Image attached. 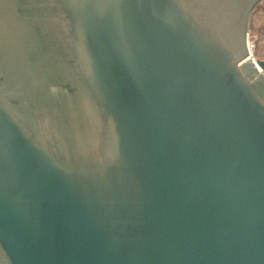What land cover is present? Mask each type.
Returning <instances> with one entry per match:
<instances>
[{
	"label": "water",
	"instance_id": "1",
	"mask_svg": "<svg viewBox=\"0 0 264 264\" xmlns=\"http://www.w3.org/2000/svg\"><path fill=\"white\" fill-rule=\"evenodd\" d=\"M263 0H0V264H264Z\"/></svg>",
	"mask_w": 264,
	"mask_h": 264
},
{
	"label": "rangeland",
	"instance_id": "2",
	"mask_svg": "<svg viewBox=\"0 0 264 264\" xmlns=\"http://www.w3.org/2000/svg\"><path fill=\"white\" fill-rule=\"evenodd\" d=\"M255 45V58L264 60V0L254 10L249 25V44Z\"/></svg>",
	"mask_w": 264,
	"mask_h": 264
},
{
	"label": "built area",
	"instance_id": "3",
	"mask_svg": "<svg viewBox=\"0 0 264 264\" xmlns=\"http://www.w3.org/2000/svg\"><path fill=\"white\" fill-rule=\"evenodd\" d=\"M248 48H249V52H250V57L252 58V59H254L255 58V45L251 42V45L249 44V42H248Z\"/></svg>",
	"mask_w": 264,
	"mask_h": 264
},
{
	"label": "bare ground",
	"instance_id": "4",
	"mask_svg": "<svg viewBox=\"0 0 264 264\" xmlns=\"http://www.w3.org/2000/svg\"><path fill=\"white\" fill-rule=\"evenodd\" d=\"M248 42H249V37H248ZM250 45H251V44H250ZM250 56H251V55H250ZM253 60H254L255 62L257 61V59H256V58H254Z\"/></svg>",
	"mask_w": 264,
	"mask_h": 264
}]
</instances>
